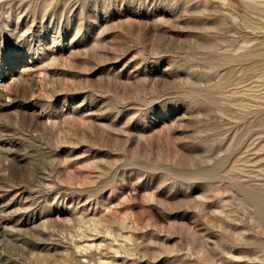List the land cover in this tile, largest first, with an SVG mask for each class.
I'll use <instances>...</instances> for the list:
<instances>
[{
    "label": "rangeland",
    "instance_id": "1",
    "mask_svg": "<svg viewBox=\"0 0 264 264\" xmlns=\"http://www.w3.org/2000/svg\"><path fill=\"white\" fill-rule=\"evenodd\" d=\"M0 264H264V0H0Z\"/></svg>",
    "mask_w": 264,
    "mask_h": 264
}]
</instances>
